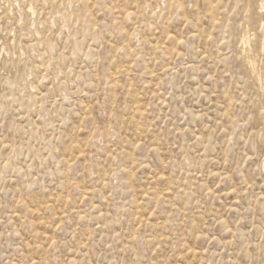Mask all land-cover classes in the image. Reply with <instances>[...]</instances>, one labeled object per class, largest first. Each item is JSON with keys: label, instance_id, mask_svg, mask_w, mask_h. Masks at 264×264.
Listing matches in <instances>:
<instances>
[{"label": "rangeland", "instance_id": "1", "mask_svg": "<svg viewBox=\"0 0 264 264\" xmlns=\"http://www.w3.org/2000/svg\"><path fill=\"white\" fill-rule=\"evenodd\" d=\"M262 257L264 0H0V264Z\"/></svg>", "mask_w": 264, "mask_h": 264}, {"label": "snow or ice", "instance_id": "2", "mask_svg": "<svg viewBox=\"0 0 264 264\" xmlns=\"http://www.w3.org/2000/svg\"><path fill=\"white\" fill-rule=\"evenodd\" d=\"M181 43H183V41H181ZM229 231H230V229H229ZM260 264H264V257H262Z\"/></svg>", "mask_w": 264, "mask_h": 264}]
</instances>
